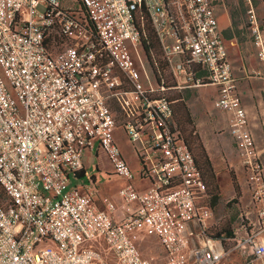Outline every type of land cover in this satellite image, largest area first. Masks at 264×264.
Here are the masks:
<instances>
[{
  "label": "built area",
  "instance_id": "2783aa9c",
  "mask_svg": "<svg viewBox=\"0 0 264 264\" xmlns=\"http://www.w3.org/2000/svg\"><path fill=\"white\" fill-rule=\"evenodd\" d=\"M139 9L172 88L211 86L226 114L253 218L243 210L225 244L204 233V185L168 103L153 97ZM234 84L209 0H0V264H264L263 166ZM86 153L123 181L115 200L96 197ZM147 239L157 252L142 255Z\"/></svg>",
  "mask_w": 264,
  "mask_h": 264
},
{
  "label": "crops",
  "instance_id": "0c3cea01",
  "mask_svg": "<svg viewBox=\"0 0 264 264\" xmlns=\"http://www.w3.org/2000/svg\"><path fill=\"white\" fill-rule=\"evenodd\" d=\"M209 1L216 28L225 48L238 101L244 111L247 129L258 159L263 160L264 181V0ZM243 20H247V24L242 23ZM245 33L251 37V40L244 38ZM254 35L259 39L261 53L258 45L253 41ZM206 87L208 88L198 89L188 96L190 103L184 101L186 108L213 171L215 172L214 168L218 166L219 172L222 170L220 173H225V170L232 172L238 188L236 200L242 211L248 210V219H252L253 213L248 208L244 174L237 164L232 142L226 132V114L211 107L215 90L211 86ZM125 146L127 147L126 143ZM91 158L97 161L93 168L90 165ZM99 159L104 160V165H101ZM83 165L94 181L95 175L106 173L108 169L102 154H96L94 157L86 153L83 157ZM215 176L217 177V173ZM73 178L76 180L71 182V185L75 182L79 183V174H75ZM223 181H227L226 177ZM135 185L142 186L137 181ZM94 189L96 197L101 198L100 190ZM231 196L232 191L229 197ZM110 199L115 200L116 196Z\"/></svg>",
  "mask_w": 264,
  "mask_h": 264
},
{
  "label": "trees",
  "instance_id": "16d2710c",
  "mask_svg": "<svg viewBox=\"0 0 264 264\" xmlns=\"http://www.w3.org/2000/svg\"><path fill=\"white\" fill-rule=\"evenodd\" d=\"M133 24L138 34L142 54L150 67L151 79L157 87L156 93L153 95V97H162L168 103L170 117L174 127L176 128L186 150L190 154L194 168L196 169L198 176L204 185L205 193L208 196L207 200L209 199V203L206 208L209 209V207H213L218 197V188L215 183V172L213 171L204 148L198 138L183 97H180L177 94H170L168 97L165 96L166 91L173 90V81L170 77V82L167 83V81L164 80L165 77L161 74L163 68H167L163 59L162 61H158L151 57V53L157 52L160 54V52L153 37L148 20L142 9H139L135 13ZM47 38L48 41H51L54 47L59 46L63 42V38L60 35L53 33L49 34ZM47 45L49 47V43ZM190 71L195 76H200L202 74L197 66H190ZM158 88H161V90H158ZM112 108L114 109V106H112ZM228 179L233 194L232 201L235 202L238 194L237 185L231 174L228 175ZM208 192L210 194V198ZM0 195L4 198L5 202L6 198L1 189ZM231 227L232 226H229V224H226L224 226H220L217 229H213L211 233H208V229H206L204 233L207 237L218 239L223 244H225L226 240L231 237Z\"/></svg>",
  "mask_w": 264,
  "mask_h": 264
},
{
  "label": "rangeland",
  "instance_id": "374dc122",
  "mask_svg": "<svg viewBox=\"0 0 264 264\" xmlns=\"http://www.w3.org/2000/svg\"><path fill=\"white\" fill-rule=\"evenodd\" d=\"M38 9L42 10V8H40V7ZM243 16L245 17L246 14H244ZM246 22H247V20L246 21L243 20L242 23L247 24ZM244 38L251 40V37L246 33L244 35ZM151 57L153 59L158 60V61H162V57L157 52L151 53ZM145 62H146V64L144 63V65H143L144 70L151 77L150 67L148 65V62L146 60H145ZM161 74H162V76L165 77L164 80L167 81V83L170 82L169 79L171 76H170L167 68L164 67ZM207 88L208 87L203 86V87L194 88V89H185V88L173 89L170 91H166L165 96L168 97L170 94H177L180 97H183L184 101L186 100L187 104H189L190 99L188 98V96H191L192 94H194L196 92V90H198V89L203 90V89H207ZM211 107H212V105H211ZM113 140L117 144V146L119 147V149L121 151V155L123 156L124 160L126 161L128 167H129L130 172L133 175V179H136L138 164L136 163L135 159L131 156L128 148L125 146L124 140L121 138L118 130L113 131ZM99 162L101 163V165H104L103 159H99ZM260 163L263 166V160L262 159L260 160ZM95 164H97L96 159L91 158L90 165L92 166V168H93V165H95ZM214 169H215V173H217V177H215L216 178L215 183H216V186L218 188V197H217V201L213 205V207H211V208L209 207L210 216H209V220L207 221V224H209V225L206 228V229H208V233H211L213 229H217L220 226H224L226 224H229V226L234 227L239 220L240 213L242 212V208L239 206L238 201L236 199H235V202L232 201L233 194L231 197H229L230 191H231V186L229 183L228 175L231 174V176L235 180L234 175L229 170H225V173H220V172H222V170L219 172L220 167H218V166L215 167ZM225 177H226L227 181L224 182L223 180ZM131 183H132V181H131ZM122 185H123V181L120 178L113 176V175H106V173H104V172L95 175V181L93 182V187L100 190V192L98 191L100 193V196L108 198V199L114 198L117 188L119 186H122ZM207 191H208V189H207ZM208 194H209V192H208ZM205 196H206V199L203 200L202 204L205 206H208L209 199L207 200L208 196L206 193H205ZM209 198H210V194H209ZM247 201H248V198H247ZM1 203H4V198L0 195V204ZM137 249L142 255L147 254V253L157 252V248H156L155 244L152 241H149V239H147L143 245L137 246ZM224 261H222V263ZM233 262H235V261L232 258H230V261L226 262L225 264H235ZM236 263H237V261H236Z\"/></svg>",
  "mask_w": 264,
  "mask_h": 264
}]
</instances>
